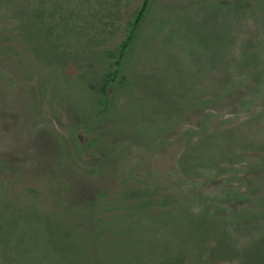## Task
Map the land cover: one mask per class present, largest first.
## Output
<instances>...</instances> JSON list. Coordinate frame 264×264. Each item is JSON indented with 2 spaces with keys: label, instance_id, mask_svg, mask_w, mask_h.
Instances as JSON below:
<instances>
[{
  "label": "rangeland",
  "instance_id": "obj_1",
  "mask_svg": "<svg viewBox=\"0 0 264 264\" xmlns=\"http://www.w3.org/2000/svg\"><path fill=\"white\" fill-rule=\"evenodd\" d=\"M0 0V264H264V0Z\"/></svg>",
  "mask_w": 264,
  "mask_h": 264
},
{
  "label": "trees",
  "instance_id": "obj_2",
  "mask_svg": "<svg viewBox=\"0 0 264 264\" xmlns=\"http://www.w3.org/2000/svg\"><path fill=\"white\" fill-rule=\"evenodd\" d=\"M150 3H151V0H142L140 9H139V11L137 13L136 19L134 20V22L130 26V30H129L128 35L126 36V38L123 41V43L120 46V48H118L116 50V52H118V54H119L118 55V61L115 63V67L111 71V77L114 78V79L118 76L119 69H120V66H121V61L126 56V51L128 50V48L133 43L134 33H135L136 28H137V25L144 18L145 13L147 12V9H148Z\"/></svg>",
  "mask_w": 264,
  "mask_h": 264
}]
</instances>
